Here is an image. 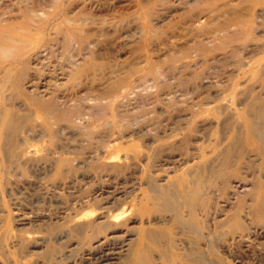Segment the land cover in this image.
I'll list each match as a JSON object with an SVG mask.
<instances>
[{"label": "rangeland", "instance_id": "1", "mask_svg": "<svg viewBox=\"0 0 264 264\" xmlns=\"http://www.w3.org/2000/svg\"><path fill=\"white\" fill-rule=\"evenodd\" d=\"M256 1L0 0V60L28 56L30 83L23 86L55 107L49 113L45 104L33 107L10 89L2 93L6 108L23 121L19 139L37 155L69 158L75 168L62 177L52 175V164L40 159L7 168L0 182V243L9 216L16 238L0 245V264L14 263L15 239H44L47 226H55L51 241L60 242L67 218L91 211L94 216L127 213L145 190L147 176L164 185L193 166L198 153L210 152L218 133L207 110L224 100L228 104L244 82L237 69L243 40L235 21L249 18L259 8ZM254 19L253 35L262 38L264 13ZM64 111L71 112L70 120H57ZM192 113H197L195 129L184 147L180 134ZM86 127L89 140L82 136ZM109 145H118L114 154H139L127 160L122 173L93 170L94 161L115 163ZM96 154L102 158L92 161ZM242 166L241 174L251 180L257 163ZM130 217L128 226L106 232L109 240L97 249H90L96 240H71L47 260L40 240L28 244L20 264H118L127 253L121 247L135 239L140 225ZM201 250L208 264H264V228L227 234L224 241L204 239Z\"/></svg>", "mask_w": 264, "mask_h": 264}, {"label": "bare ground", "instance_id": "2", "mask_svg": "<svg viewBox=\"0 0 264 264\" xmlns=\"http://www.w3.org/2000/svg\"><path fill=\"white\" fill-rule=\"evenodd\" d=\"M260 5L261 2L257 0L254 6L259 8L253 11L249 18L235 21L241 31L240 39L243 40L237 69L244 82L234 88L233 97L228 104L224 100L226 104L214 105L207 110L208 116L216 123L218 133L211 150L209 149L210 152L198 153V159L193 162V166L168 179L164 185L147 176L145 190L136 199L134 207H129L131 210L127 213L123 211L106 215L105 212L94 216L91 211L67 218L63 224L68 226L63 227L64 235L60 242L51 241L50 236L55 226H47L49 235L44 239L32 236L15 239L18 240V247L15 249L16 259L12 264H20L28 244H37L40 240L45 244L43 253H40L41 257L47 260L64 249L71 240L83 243L96 240V247L90 246V249H97L98 245L101 246L109 240L106 232L127 225L126 215H132L130 220L139 221L140 225L134 233L135 239H130L121 247L127 253L118 264H208L202 255L204 251L201 250V242L204 239L210 243L214 239L224 241L227 234L245 233L249 227L255 226L264 228V36L261 38L253 35L257 24L254 18L264 13V6ZM247 51L252 53L249 58L242 54ZM28 69V56L23 54L18 59L6 63L0 60L1 183L5 182L4 175L9 166H23L37 159L52 164L56 170L52 175L57 177L75 171V168L68 165L69 158L61 155L53 157L47 154L37 155L35 150L29 149L25 138L19 139L23 121L11 109L6 108L7 99L2 93L10 89L16 99H23L33 107L44 106L43 98L27 91L22 84L26 80L30 83ZM36 90L35 87L34 91ZM45 106L49 113L55 109L54 105ZM70 115V111H64L56 114L55 118L69 121ZM196 115L197 113H192L189 119L191 123L185 127L184 133L180 134L183 135L184 147L189 143L195 129L193 119ZM109 125L117 127L114 120H110ZM90 135L91 128L86 127L82 136L89 140ZM114 148H118V145H109L108 152L114 154ZM118 152L112 156L115 163L111 162L112 165L107 164L108 166L94 161L102 158L98 157L99 153L96 154L97 156L91 158L94 161L91 168L122 173L127 168V160H135L139 154ZM254 162L257 163V173L251 180H247L240 172L241 166L246 165L250 168ZM62 166L67 169L61 173L59 170ZM231 199L234 200L232 203L234 207L229 205ZM225 206L229 208L226 209ZM152 219L157 223L151 224L148 220ZM14 223L13 218L9 216L1 246L3 242L16 238L10 232ZM215 249L210 248V251L218 256ZM120 257L119 254L118 258Z\"/></svg>", "mask_w": 264, "mask_h": 264}]
</instances>
